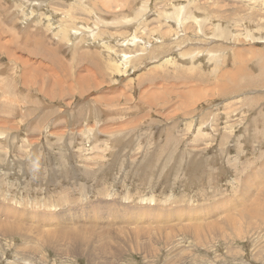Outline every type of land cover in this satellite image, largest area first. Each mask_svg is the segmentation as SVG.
<instances>
[{
	"label": "rangeland",
	"instance_id": "rangeland-1",
	"mask_svg": "<svg viewBox=\"0 0 264 264\" xmlns=\"http://www.w3.org/2000/svg\"><path fill=\"white\" fill-rule=\"evenodd\" d=\"M0 44V264H264V0H0Z\"/></svg>",
	"mask_w": 264,
	"mask_h": 264
},
{
	"label": "bare ground",
	"instance_id": "bare-ground-1",
	"mask_svg": "<svg viewBox=\"0 0 264 264\" xmlns=\"http://www.w3.org/2000/svg\"><path fill=\"white\" fill-rule=\"evenodd\" d=\"M183 11H184V9H182V8H179V9H177L176 10V17H175V19L176 20H178V23H180L181 24V14L183 13ZM141 14V13H140ZM142 15V14H141ZM185 18V17H184ZM183 18V19H184ZM194 18V17H193ZM129 19V18H128ZM186 19V18H185ZM130 21H133L134 20V18H132V19H129ZM181 20V21H180ZM43 21V20H42ZM41 21V22H42ZM54 21V20H53ZM138 21V20H137ZM55 22V21H54ZM195 22H196V20H195ZM196 23H198V22H196ZM36 24V23H35ZM39 24V23H38ZM55 25V24H54ZM41 26V24H39L38 25V27H40ZM48 27H50L51 28V26H48ZM53 28V27H52ZM187 29V28H186ZM10 30L9 29H7V31L6 32H9ZM36 31H37V29H36ZM14 35V34H13ZM76 37V36H75ZM130 38V37H129ZM19 39V38H18ZM92 39H93V37H92ZM17 39L15 38V41H16ZM78 40V39H77ZM94 40H96V39H94ZM98 41V40H97ZM14 42V41H13ZM17 42V41H16ZM135 42V40H132V44ZM11 43H12V41H11ZM10 43V44H11ZM93 43H94V41H93ZM2 45H4V44H0V49H1V46ZM13 45V44H12ZM63 45V44H62ZM138 45V44H137ZM157 45H159L158 43H157ZM8 45H6V50H7V47ZM3 47V49H4V46H2ZM108 47V46H107ZM168 47V46H167ZM185 48V47H184ZM21 50V49H20ZM165 50V49H164ZM10 51V50H9ZM13 51V50H12ZM106 51V50H105ZM197 51V50H196ZM110 52V51H109ZM195 52V51H194ZM10 53H12V52H10ZM9 53V56H10V58H12V55ZM74 53H75V50H74ZM180 53H181V51H180ZM15 54V53H14ZM113 54V53H112ZM200 54V53H199ZM16 55V54H15ZM116 55V54H115ZM179 55V54H178ZM197 54H195V53H188V52H183L179 57H178V59H179V62H183V63H188L189 62V60L190 61H192V63H193V61H194V56H196ZM238 55V54H237ZM49 56V55H48ZM98 56V55H97ZM15 57V56H14ZM121 57V59H122V61H120V63L118 62V64H117V66H116V64H115V69H119V68H122V66L123 65H126L127 64V62L130 60V58L132 57H128L127 55H121L120 56ZM9 58V59H10ZM16 58V57H15ZM172 58L173 57H171V58H167V59H164L163 60V62L164 63H174L173 61H172ZM240 61V60H239ZM94 62V61H93ZM95 63V62H94ZM111 63V62H110ZM93 65V64H92ZM175 65V64H174ZM102 65H100V67H101ZM128 66V65H127ZM107 68V67H106ZM125 68V71H124V75H125V73L127 72V71H129L128 70V67H124ZM24 69V68H23ZM49 69V71L50 72H52L53 71V69L52 70H50V67L48 68ZM97 69V68H96ZM103 69V68H102ZM108 70H110V69H108ZM26 71H28L27 69H25V71L23 72V78H24V76H25V79H23L24 81H25V83H30L31 84V86L32 85H36L37 83H38V81H39V76L38 75H33L32 77H30V78H26L29 74L26 72ZM116 71V70H115ZM240 71V70H239ZM50 72H49V75L50 76H52V77H57V80H60V75L59 74H50ZM108 72V71H107ZM119 73H121V71H119ZM32 74V73H31ZM91 74V73H90ZM93 74V73H92ZM94 75V74H93ZM84 76L85 75H83L81 78H83L84 79ZM230 80V79H229ZM43 80H41L40 82H42ZM80 81V80H79ZM88 81H90L91 82V85H92V81H93V79L89 76V78H88ZM85 82V81H84ZM89 82V83H90ZM95 82V81H94ZM24 83V85H26ZM61 83H62V80H61ZM53 84V83H52ZM63 84V83H62ZM97 84V83H96ZM60 85V84H59ZM90 84H89V87L91 86ZM16 86V85H15ZM54 87H55V85H53ZM26 88V87H25ZM67 88V87H66ZM224 88L225 89H228V87H227V85H225L224 86ZM55 89V88H54ZM91 89V88H90ZM44 90V89H43ZM53 92V91H52ZM171 92V91H170ZM42 93V92H41ZM20 98H21V96H20ZM172 98V97H171ZM174 98V97H173ZM172 98V99H173ZM22 99V98H21ZM231 107V106H230ZM88 108V107H87ZM260 111V110H259ZM227 112V111H226ZM237 113V112H236ZM106 128V127H105ZM106 130V129H105ZM104 130V131H105ZM106 132V131H105ZM104 134H108L107 132L106 133H104ZM235 225H237V224H235ZM83 237V236H82Z\"/></svg>",
	"mask_w": 264,
	"mask_h": 264
}]
</instances>
